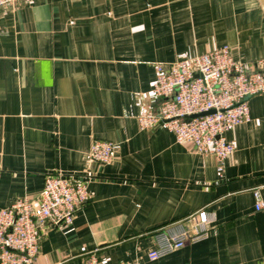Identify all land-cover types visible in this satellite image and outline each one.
Listing matches in <instances>:
<instances>
[{
  "label": "crops",
  "instance_id": "1",
  "mask_svg": "<svg viewBox=\"0 0 264 264\" xmlns=\"http://www.w3.org/2000/svg\"><path fill=\"white\" fill-rule=\"evenodd\" d=\"M0 210L35 200L47 174L76 177L89 199L69 231L44 233L33 264H264V94L226 133L223 175L212 155L134 118L155 67L227 46L264 58L263 0H15L0 10ZM115 158L91 163L92 141ZM205 211V235L157 260L158 232Z\"/></svg>",
  "mask_w": 264,
  "mask_h": 264
},
{
  "label": "built area",
  "instance_id": "2",
  "mask_svg": "<svg viewBox=\"0 0 264 264\" xmlns=\"http://www.w3.org/2000/svg\"><path fill=\"white\" fill-rule=\"evenodd\" d=\"M14 3L15 0H0V10ZM260 94H264V58L243 62L222 46L157 64L151 101L141 105L134 118L141 131L162 126L176 143H190L197 154L212 155L216 171L222 176L226 160L235 152L226 133L249 121L248 100ZM87 158L91 163L108 165L115 158V147L111 142L94 140ZM253 197L255 210H261L264 204L258 190L253 191ZM88 199L84 181L59 173L47 174L35 200L20 198L0 210V264H33L44 233L69 231L74 216ZM209 220L202 210L190 220L193 234L184 225L158 232L147 259L157 260L205 235ZM84 264L103 263L92 256Z\"/></svg>",
  "mask_w": 264,
  "mask_h": 264
}]
</instances>
